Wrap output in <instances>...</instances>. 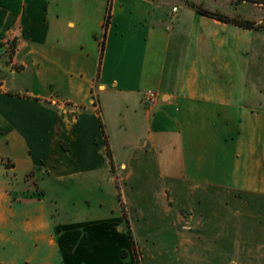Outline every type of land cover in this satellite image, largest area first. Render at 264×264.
<instances>
[{"label":"crops","instance_id":"0c3cea01","mask_svg":"<svg viewBox=\"0 0 264 264\" xmlns=\"http://www.w3.org/2000/svg\"><path fill=\"white\" fill-rule=\"evenodd\" d=\"M215 1L0 0V264H135L160 215L142 185L264 196V28L194 7L227 14ZM50 178L76 186L82 220L55 219Z\"/></svg>","mask_w":264,"mask_h":264},{"label":"rangeland","instance_id":"374dc122","mask_svg":"<svg viewBox=\"0 0 264 264\" xmlns=\"http://www.w3.org/2000/svg\"><path fill=\"white\" fill-rule=\"evenodd\" d=\"M192 1L207 6L216 3L215 0ZM217 1L227 3V14L209 11L201 5L194 7L197 12L203 9L238 21L255 19L264 25V4L247 0L245 3L243 0ZM166 182L140 186L143 190L140 207L157 210L160 215L142 221V238L137 242L142 259L135 264H264V196L243 194L236 199L230 197L235 192L231 188L203 184L195 187L187 180L174 185ZM44 187L50 189L47 199L58 222L63 216L77 221L87 215L85 210L89 208L77 195L76 186H61L50 178L42 190ZM36 191L41 194L39 189ZM164 191L168 194L165 202L161 199ZM170 208L183 211L186 217L188 212L195 211V222L190 228H183V224L177 226L175 218L164 212ZM123 210L134 231V209L124 204ZM232 211H242V214L232 217Z\"/></svg>","mask_w":264,"mask_h":264},{"label":"trees","instance_id":"16d2710c","mask_svg":"<svg viewBox=\"0 0 264 264\" xmlns=\"http://www.w3.org/2000/svg\"><path fill=\"white\" fill-rule=\"evenodd\" d=\"M247 1H250L252 3H256V4H264V0H247ZM111 7H109V13H108V16H107V20H106V23H105V36H106V30L110 24V18H111ZM198 13L202 14V15H205V16H209V17H212V18H215L217 20H220L222 22H225V23H232V24H235L241 28H244V29H263L264 28V25H257L255 22H249V21H238V20H235V19H230L226 16H223V15H220V14H213L211 12H208L207 10H203V9H198ZM104 47H105V42L103 41V44H102V51L104 50ZM103 126V125H102ZM104 127V126H103ZM109 151V156H110V150Z\"/></svg>","mask_w":264,"mask_h":264},{"label":"built area","instance_id":"2783aa9c","mask_svg":"<svg viewBox=\"0 0 264 264\" xmlns=\"http://www.w3.org/2000/svg\"><path fill=\"white\" fill-rule=\"evenodd\" d=\"M177 9H174V11H176ZM156 93L153 91H147L145 93L144 99H143V104L145 107H150L152 105H154L155 101H156Z\"/></svg>","mask_w":264,"mask_h":264}]
</instances>
